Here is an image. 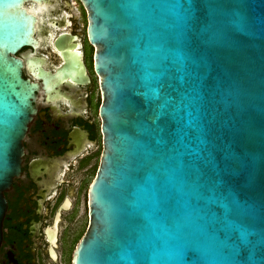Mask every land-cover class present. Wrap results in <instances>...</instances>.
Instances as JSON below:
<instances>
[{"label":"water","instance_id":"water-1","mask_svg":"<svg viewBox=\"0 0 264 264\" xmlns=\"http://www.w3.org/2000/svg\"><path fill=\"white\" fill-rule=\"evenodd\" d=\"M27 1L0 0V242L39 89ZM81 1L103 149L71 264H264V0Z\"/></svg>","mask_w":264,"mask_h":264},{"label":"flooded vegetation","instance_id":"flooded-vegetation-1","mask_svg":"<svg viewBox=\"0 0 264 264\" xmlns=\"http://www.w3.org/2000/svg\"><path fill=\"white\" fill-rule=\"evenodd\" d=\"M24 6L36 17L35 43L14 55L23 62L22 76L39 89L20 170L3 191L0 264H71L76 243L68 256L69 246L83 222L81 235L87 226L88 186L103 149L96 46L81 0H28Z\"/></svg>","mask_w":264,"mask_h":264},{"label":"rangeland","instance_id":"rangeland-1","mask_svg":"<svg viewBox=\"0 0 264 264\" xmlns=\"http://www.w3.org/2000/svg\"><path fill=\"white\" fill-rule=\"evenodd\" d=\"M85 223H86V222H85ZM83 229H84V222H83V224H82L80 230L75 234L74 238L71 240V243H70V246H69V251H68V256L70 255L71 250L73 249V247H74V245H75L77 239L80 237V235H81Z\"/></svg>","mask_w":264,"mask_h":264}]
</instances>
